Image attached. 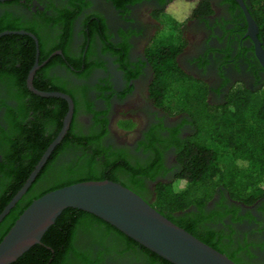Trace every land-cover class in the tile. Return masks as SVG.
Returning a JSON list of instances; mask_svg holds the SVG:
<instances>
[{"label": "trees", "instance_id": "trees-1", "mask_svg": "<svg viewBox=\"0 0 264 264\" xmlns=\"http://www.w3.org/2000/svg\"><path fill=\"white\" fill-rule=\"evenodd\" d=\"M108 1L123 9L142 0ZM157 1L165 6L176 5L174 17L162 12L157 18L172 28L181 23L176 18L188 21L213 13L205 0ZM229 2L239 8L234 0ZM243 2L257 26V38L264 49V0ZM18 4L19 0L0 3L4 8L0 14V34L10 32L0 36V121L3 122L0 123V213L57 137L67 113L65 101L43 98L28 90L26 79L34 64L35 44L28 35L14 32L25 31L35 36L39 63L57 50L67 55L73 21L88 6L85 0H69L53 9L51 19L45 18L47 12H37L33 21H26L7 10ZM234 19L236 28L242 30L238 25L241 20L244 22L242 13L238 20L237 16ZM100 23L101 29L96 25L93 33L100 29L103 38L105 27ZM175 41L164 42L149 53L147 50L153 71L149 96L169 116L185 115L182 124L189 125V134L180 138L179 125L162 137L155 133L161 126L156 125L140 143L146 157L135 161L120 151L103 148L101 139L107 133L106 120L98 122L87 134L72 124L26 193L0 223V242L23 211L46 193L76 183L108 180L134 192L174 225L239 264L236 252H230L222 243L225 232L212 228L211 223L225 216L229 210L226 202L232 207L252 206L264 198V88L233 89L225 95L222 104H209L207 85L187 76L178 67L176 56L185 42L180 35ZM58 63H62L61 56H53L36 72L35 89L42 92L62 89L48 72ZM71 63L79 68L76 60ZM86 73L85 68L81 76L85 77ZM72 99L76 115L79 105ZM119 124L124 130L134 128L130 121ZM168 148L174 149L175 167L167 180L156 182L170 171L163 163V152ZM63 152L73 153L75 158L59 162L58 156ZM145 181L155 183L152 193L145 187ZM216 194L220 199L212 209H206ZM79 233L85 236V251L75 246ZM90 248L98 250L96 259L91 258ZM119 248L120 258L131 256L140 264H171L101 219L77 209L64 210L40 242L11 264H98L103 254H117Z\"/></svg>", "mask_w": 264, "mask_h": 264}, {"label": "flooded vegetation", "instance_id": "flooded-vegetation-1", "mask_svg": "<svg viewBox=\"0 0 264 264\" xmlns=\"http://www.w3.org/2000/svg\"><path fill=\"white\" fill-rule=\"evenodd\" d=\"M68 1L31 0L26 3L25 0H19L17 6L8 7L7 10L13 15H21L26 21H33L37 12H47L45 18L51 19L53 9ZM85 1L88 6L71 26L67 55L57 50L49 57L62 58V63L53 65L48 70L50 78L62 88L51 92L67 95L73 105L74 98L79 105L76 115L73 109L69 129L74 124L76 130L87 134L100 124L98 122L106 120L107 133L101 139L103 148L110 152L120 151L135 161L146 157L140 143L156 125H161L155 133L162 137H167L168 130L176 129L179 125L178 136H187L190 127L182 124L185 115L169 116L149 96L153 71L147 58L148 47L159 31L165 28L174 30L172 25H165L157 19L160 13L166 12L167 6L157 0H142L117 9L108 0ZM205 1L209 3L213 13L201 19L186 21L189 32L187 38L182 39L185 42L184 48L176 56L178 67L187 76L207 85V99L211 105L222 104L225 95L233 89L244 87L256 91L264 88V68L255 57L251 39L246 36L247 23L239 5L237 4L239 8H235L229 0ZM5 2L7 1L0 3ZM3 12L4 8L0 7V14ZM241 13L244 22L241 20L238 25L244 30L243 33L236 28L234 19L237 16L238 20ZM101 21L106 35L103 38L100 34ZM96 25L100 29L98 33H93ZM179 32L177 34L180 35ZM49 59L39 63L38 54L40 67L37 71L47 65ZM74 60L78 62L79 68L71 63ZM85 68L87 73L82 77L81 72ZM134 74L137 76L133 78ZM129 121L134 124L133 129L120 128V122ZM0 123L3 125L2 121ZM163 153L164 166L170 171L164 177H158L156 182L167 180L175 167L174 149H165ZM74 158L75 154L69 152L58 156L59 162H69ZM154 184L145 181L148 192H153ZM219 199L220 195L216 194L206 205V209H212ZM225 204L229 210H223L226 212L225 216L221 221L211 223V227L225 232L226 238L222 243L228 246L230 252H236L239 264H264V198L252 206L234 204L232 207L231 203ZM84 238L79 233L75 242V246L83 251L87 247ZM240 247L243 250L240 251ZM90 250L91 258L96 259L98 250ZM135 260L131 256L120 258L119 248L117 254H103L98 264H140Z\"/></svg>", "mask_w": 264, "mask_h": 264}, {"label": "water", "instance_id": "water-1", "mask_svg": "<svg viewBox=\"0 0 264 264\" xmlns=\"http://www.w3.org/2000/svg\"><path fill=\"white\" fill-rule=\"evenodd\" d=\"M4 1L11 0H0V2ZM235 1L244 14L247 23L246 36L254 45L255 57L264 68V49L257 38V26L245 3L242 0ZM9 33L4 32L0 36ZM14 33L28 35L34 40L36 47L35 61L26 79L28 90L43 98L63 99L67 102L68 109L57 137L49 145L22 188L0 213V223L26 193L54 148L65 136L74 109L73 102L67 95L42 92L33 87V77L40 67L38 41L34 35L25 31ZM66 209H77L101 219L171 264H235L225 255L174 225L134 192L108 180L76 183L46 193L33 201L0 242V264L15 262L31 247L38 244L44 233Z\"/></svg>", "mask_w": 264, "mask_h": 264}, {"label": "rangeland", "instance_id": "rangeland-1", "mask_svg": "<svg viewBox=\"0 0 264 264\" xmlns=\"http://www.w3.org/2000/svg\"><path fill=\"white\" fill-rule=\"evenodd\" d=\"M175 11H176V5H168L166 8V12L170 15H172L174 17L175 15ZM177 21L181 22L179 23V25L177 26L176 30L175 28H173L174 30H172L171 28H165L161 31L158 32V35L155 36V38L153 39V41L150 43V46L148 47V53L153 51V49L157 46H160L162 44L166 43H172L174 44L175 41V37L179 34H177L179 31L180 35H182V39L183 38H187V32L188 31V25H186V21H184V18H176ZM184 21V22H183ZM166 25V23H165ZM159 28V27H158ZM151 33H153V31H151ZM161 41V42H160Z\"/></svg>", "mask_w": 264, "mask_h": 264}]
</instances>
